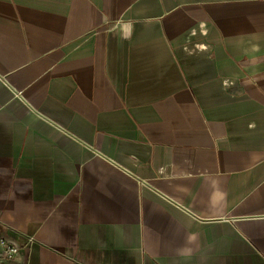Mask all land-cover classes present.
<instances>
[{
  "label": "crops",
  "instance_id": "0c3cea01",
  "mask_svg": "<svg viewBox=\"0 0 264 264\" xmlns=\"http://www.w3.org/2000/svg\"><path fill=\"white\" fill-rule=\"evenodd\" d=\"M0 264H264V0H0Z\"/></svg>",
  "mask_w": 264,
  "mask_h": 264
},
{
  "label": "built area",
  "instance_id": "2783aa9c",
  "mask_svg": "<svg viewBox=\"0 0 264 264\" xmlns=\"http://www.w3.org/2000/svg\"><path fill=\"white\" fill-rule=\"evenodd\" d=\"M0 247L2 249V254L7 258L16 256L20 251L18 247L8 245L5 240L0 241Z\"/></svg>",
  "mask_w": 264,
  "mask_h": 264
}]
</instances>
